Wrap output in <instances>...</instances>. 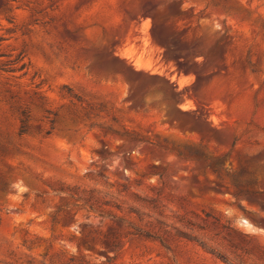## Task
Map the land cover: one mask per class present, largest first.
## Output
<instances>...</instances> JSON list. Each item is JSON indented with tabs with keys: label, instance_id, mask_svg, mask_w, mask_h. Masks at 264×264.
<instances>
[{
	"label": "rangeland",
	"instance_id": "obj_1",
	"mask_svg": "<svg viewBox=\"0 0 264 264\" xmlns=\"http://www.w3.org/2000/svg\"><path fill=\"white\" fill-rule=\"evenodd\" d=\"M0 264H264V0H0Z\"/></svg>",
	"mask_w": 264,
	"mask_h": 264
},
{
	"label": "trees",
	"instance_id": "obj_2",
	"mask_svg": "<svg viewBox=\"0 0 264 264\" xmlns=\"http://www.w3.org/2000/svg\"><path fill=\"white\" fill-rule=\"evenodd\" d=\"M213 172L215 174H217V176L220 178L221 177V174H220V170L219 169H215L213 170ZM234 187L235 188H238L239 187V183L237 182L236 184H234ZM91 200V199H90ZM84 201V200H83ZM84 205L90 210V211H95V206L91 203V201L89 200H85L84 201ZM100 215L102 216V214L104 212L100 211ZM133 235H139V236H148V234H146L145 232H143L142 230H139V229H135V233H133Z\"/></svg>",
	"mask_w": 264,
	"mask_h": 264
}]
</instances>
